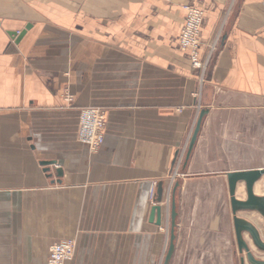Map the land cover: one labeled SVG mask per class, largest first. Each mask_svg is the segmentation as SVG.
Returning <instances> with one entry per match:
<instances>
[{
    "label": "crops",
    "instance_id": "1",
    "mask_svg": "<svg viewBox=\"0 0 264 264\" xmlns=\"http://www.w3.org/2000/svg\"><path fill=\"white\" fill-rule=\"evenodd\" d=\"M185 7L203 12L201 59L220 36L202 85L178 42ZM92 107L106 114L95 153L77 140L80 110ZM202 110L184 177L171 185ZM242 116L264 119V0H0V264H48L60 241L74 245L64 264H162L176 183L170 264L218 261L219 251L233 262L226 174L258 168L236 167ZM236 198H246L243 183ZM237 216L264 242L258 213Z\"/></svg>",
    "mask_w": 264,
    "mask_h": 264
},
{
    "label": "built area",
    "instance_id": "2",
    "mask_svg": "<svg viewBox=\"0 0 264 264\" xmlns=\"http://www.w3.org/2000/svg\"><path fill=\"white\" fill-rule=\"evenodd\" d=\"M184 11L185 19L179 34L178 42L180 49L189 54L191 69L198 74L199 83L202 85L206 81L210 64L217 53L220 36L217 35L209 44L205 57L201 59L199 54V35L203 20V12L190 7H185ZM66 101L70 102L71 98L66 96ZM105 126L106 114L103 110L93 107L83 108L80 110L78 118V142L87 146L90 152H97L104 142ZM190 139L191 136L187 144L176 153L173 169L169 175L171 185L176 179L184 177L180 173V168L184 164ZM73 251L74 245L71 241H60L52 245L49 249L48 264H64L66 261L70 260Z\"/></svg>",
    "mask_w": 264,
    "mask_h": 264
},
{
    "label": "water",
    "instance_id": "3",
    "mask_svg": "<svg viewBox=\"0 0 264 264\" xmlns=\"http://www.w3.org/2000/svg\"><path fill=\"white\" fill-rule=\"evenodd\" d=\"M28 28L29 26H27L25 30H27ZM23 34L24 31L21 32L20 34L12 33L11 36L14 37L16 41H18ZM206 114L207 111L202 110L198 116L194 130L191 135L188 150L186 153L185 164H187L190 158L198 133L200 131L202 120ZM51 165H52L51 163L43 164V166L46 167L45 172L49 173L50 171L49 166ZM57 174L58 176H60L61 171L58 170ZM262 176H264V169L237 171L226 174L237 250L240 255L245 253L246 261L248 264H264V261L257 260L252 255L247 243L243 239L242 234L247 233L255 248L260 252H264V242L261 240L260 234L258 230L254 227V225H252L250 222H248L243 218H239L237 214L239 212H256L264 219V196H257L254 193V185L257 181H259L262 178ZM239 183H243L245 187L246 198L244 201H240L236 198V189ZM178 186L179 184L176 183L171 193L170 215H169L170 218L169 244L162 264H170L174 252V239H175L174 229H175V221L177 216L174 194ZM161 195H162V183H159L157 186L156 203L161 202ZM150 221L154 222L155 225L160 226L161 209L159 206L156 205L153 207L150 215ZM240 264H244L243 257L240 258Z\"/></svg>",
    "mask_w": 264,
    "mask_h": 264
},
{
    "label": "rangeland",
    "instance_id": "4",
    "mask_svg": "<svg viewBox=\"0 0 264 264\" xmlns=\"http://www.w3.org/2000/svg\"><path fill=\"white\" fill-rule=\"evenodd\" d=\"M241 122L245 124V130L248 132V134L244 136L247 145H244V149L242 151L235 152L236 157L239 160L236 167H258L257 169H264V119L261 118L257 120L252 116H242ZM262 177L263 178L258 187L264 193V176ZM221 241L224 245L227 243L224 238ZM223 250L230 251V249L225 247ZM227 255L228 253H222L219 251L218 255L212 257L214 259H218V261L205 262L203 264H239L238 256L233 258V262L221 261V259L226 260V258L229 257ZM258 255L261 257L264 256V254L260 253V251Z\"/></svg>",
    "mask_w": 264,
    "mask_h": 264
},
{
    "label": "bare ground",
    "instance_id": "5",
    "mask_svg": "<svg viewBox=\"0 0 264 264\" xmlns=\"http://www.w3.org/2000/svg\"><path fill=\"white\" fill-rule=\"evenodd\" d=\"M253 244V243H252ZM254 246V245H253ZM255 247V246H254ZM237 252H238V250H237ZM262 253H264V252H262ZM238 256H239V264H240V258L241 257H243V255H240L239 253H238ZM246 256V255H245Z\"/></svg>",
    "mask_w": 264,
    "mask_h": 264
}]
</instances>
